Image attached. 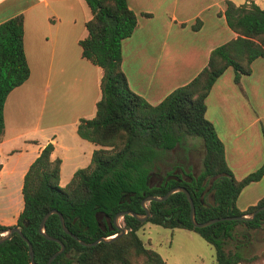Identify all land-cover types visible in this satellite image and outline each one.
Masks as SVG:
<instances>
[{"label":"trees","instance_id":"trees-1","mask_svg":"<svg viewBox=\"0 0 264 264\" xmlns=\"http://www.w3.org/2000/svg\"><path fill=\"white\" fill-rule=\"evenodd\" d=\"M84 1L90 16L84 22L86 34L78 44L81 56L101 68L100 97L93 116L78 119L76 133L99 147L92 150L89 163L76 168L62 186L58 184L60 160L49 158L50 142L29 163L22 178V208L12 225H17L31 244L33 260L45 262L59 247L57 240L47 239L37 230L42 214L50 208L61 213L64 225L75 237L91 242L119 232L113 224L116 211L128 209L143 214L140 201L144 196L162 195L174 185L188 191L197 221L245 213L263 204L261 196L240 210L235 199L244 185L264 173V152L254 170L235 178L225 161L223 144L204 116V98L227 66L237 81L240 74L250 72L255 57L264 59V8L252 0L238 4L224 0L221 13L236 35L213 46L194 76L152 104L128 87L120 66L121 39L133 31L135 13L126 0ZM22 18L18 12L0 21V138L5 96L29 74L22 45ZM199 22L195 18L191 27L196 28ZM186 135L201 140L200 169L196 173L169 169L151 182L164 152ZM146 205L150 212L146 219L124 213L120 219L123 233L87 245L65 232L58 214L51 212L44 221V230L59 239L64 248L47 264H165L136 234L144 221L197 232L213 248L215 264L264 260V251L246 254L244 241L236 238L238 233L247 237L246 233L235 229L237 224L246 229L264 225V208L249 219H221L196 227L189 219V203L181 190L160 200L150 199ZM9 226L0 223V231ZM233 240L232 247H227ZM0 264H32L27 243L19 233L13 231L0 241Z\"/></svg>","mask_w":264,"mask_h":264},{"label":"crops","instance_id":"crops-1","mask_svg":"<svg viewBox=\"0 0 264 264\" xmlns=\"http://www.w3.org/2000/svg\"><path fill=\"white\" fill-rule=\"evenodd\" d=\"M146 1L126 0L136 15V24L131 34L121 39L120 66L128 87L154 104L194 76L206 63L213 46L236 33L226 25L221 13L224 0H207L203 6H214L209 11L210 31L203 29L205 22L201 17L199 25L192 28L194 22L188 24L190 18L183 16L180 8L168 6L162 0H154L153 8ZM232 1L238 4L248 0ZM252 1L264 8V0ZM18 12L23 17L22 45L29 74L9 90L2 106L0 223L5 225L16 222L22 208L23 174L46 142L52 144L49 158L60 160L58 179L64 164L71 177L76 168L89 163L92 150L99 147L76 133L78 119L93 116L100 97L101 68L81 56L78 44V39L86 34L84 22L90 16L85 1L0 0V21ZM154 21L155 27L151 25ZM187 30L193 35L191 39L183 37ZM26 96L31 98L26 103L30 107L23 106ZM261 97L264 98V59L258 56L251 61L250 72L240 74L237 81L233 80L232 68L227 66L204 98V116L213 124L223 144L225 161L237 179L263 158L259 132L264 126V116L261 111L249 108L251 102L258 106ZM213 102L218 104L217 114L207 117V105ZM21 105L33 111L29 119ZM251 133L255 135L252 145ZM61 139L68 141L61 143ZM250 160L253 161L248 166ZM263 178L264 173L241 188L235 199L240 210L264 196V186L259 185ZM248 186H257L259 190L239 205V196ZM254 264H264V260Z\"/></svg>","mask_w":264,"mask_h":264},{"label":"rangeland","instance_id":"rangeland-1","mask_svg":"<svg viewBox=\"0 0 264 264\" xmlns=\"http://www.w3.org/2000/svg\"><path fill=\"white\" fill-rule=\"evenodd\" d=\"M162 1L168 6L174 5L177 8H180L182 10V15L190 18L188 24L194 22L195 18H203L205 22V26L203 27V29L205 31H210L211 20L209 11L214 9V6L210 8H204L203 6L207 2V0ZM146 2V5L148 4V6L154 8V0H147ZM193 14H196L197 17L193 16ZM151 25L155 27L156 21H154ZM141 36H143V34H141ZM192 36V33L188 30L187 32L183 33V37H185L186 39H191ZM203 36L204 35H201L200 37ZM37 95L40 96L39 93ZM19 100L20 98H17V106H19ZM39 101L40 100L37 101L36 106H38ZM22 102L23 106L30 107L26 103H30L31 98L26 96L22 100ZM257 105L258 106H254V104L251 102L249 104V108L253 111H261L264 116L263 97L257 100ZM20 107L23 111H27V118L29 119L32 116L33 111H28L27 108H23L22 105ZM217 108L218 104L216 102L208 104L206 112L207 117L212 116V114L215 116V114H217V111H215ZM262 127L264 129V126ZM259 133L261 135V140L264 146L263 131L261 130ZM250 139L251 145L255 143L254 134L251 133ZM67 141V139H61L60 142L66 143ZM202 153L203 146L200 138L196 136L186 135L177 145L164 152L163 157L158 161L159 167L157 170H155L156 172H154L150 181L154 182L158 180V178H160V176L169 169H172L178 173H181V170L192 171L196 173L201 166L200 161ZM255 155L256 154H253L252 159L255 158ZM252 161L253 160L248 161L247 165L249 166ZM258 165H256V167ZM256 167H254L252 170H254ZM67 172V166H65L64 164V171L60 174V177L58 179V184L60 186L64 185L70 178V175H67ZM259 185L264 186V178L260 180ZM244 189L245 190L241 192L242 194H240L238 199L239 205H242L246 200H250L251 198H253L254 194L258 192L259 187L248 186ZM235 229H237L238 231H244L246 233L247 237H243L241 235L242 233H238L236 235L237 239H241L244 241V249L246 250V254L259 253L261 251H264V225L257 229H246L241 224H237ZM136 234L143 241L145 246L154 249L164 259L166 264H215L213 248L195 231H188L185 228L181 227H164L150 221H144L143 224L136 229ZM233 243L234 240L228 243L227 247L231 248Z\"/></svg>","mask_w":264,"mask_h":264},{"label":"water","instance_id":"water-1","mask_svg":"<svg viewBox=\"0 0 264 264\" xmlns=\"http://www.w3.org/2000/svg\"><path fill=\"white\" fill-rule=\"evenodd\" d=\"M175 190H181L184 192L187 200H188V203H189V219L192 223L193 226H196V227H201V226H204L210 222H213V221H216V220H221V219H249L251 217H253V215L255 214V212H257L258 210L264 208V203L255 207L254 209L250 210V211H247L245 213H240V214H236V215H226V216H218V217H212V218H209V219H205L203 221H197L194 217V206H193V202H192V199L188 193V191L186 190L185 187L181 186V185H174L172 187H169L164 194L162 195H151V194H148L146 196H144L141 201H140V204L141 206L143 207L144 209V213L143 214H138L137 212L135 211H132V210H119V211H116L113 215V224L115 226H117L119 228V232L118 233H115L114 235H110L109 237H98L96 239H94L93 241L91 242H85L77 237H75L68 229L67 227L64 225L63 223V218H62V215L61 213L55 209V208H50L48 210H46L40 220H39V223H38V226H37V230L40 234H42L45 238L47 239H55L58 241L59 243V247L53 251L46 259L45 262L43 263H40V264H47L52 258L53 256H55L57 253L61 252L64 248L63 246V243L57 239L56 237H53L49 234H47L44 230V221L46 219V217L48 216V214H50L51 212H55L58 214V217H59V221H60V225L62 227V229L71 234L72 236H74L79 243L81 244H84V245H87V244H93L99 240H108L110 239L111 237L115 236V235H118V234H121L125 231V228L121 225L120 223V219L122 217V215L124 213H130L132 214L133 216H135L137 219L139 220H144L148 217V215L150 214L149 212V209L146 205V201L150 200V199H155V200H160V199H163L165 198L169 193L175 191ZM13 231L17 232L20 234V236L26 241L27 243V247H28V254H29V259H30V263L32 264H38L36 263L34 260H33V257H32V247H31V244L29 243V241L27 240V238L21 233L19 227L17 225H10L8 228H6L5 230L3 231H0V241H2L3 239L7 238ZM3 232V233H2Z\"/></svg>","mask_w":264,"mask_h":264}]
</instances>
